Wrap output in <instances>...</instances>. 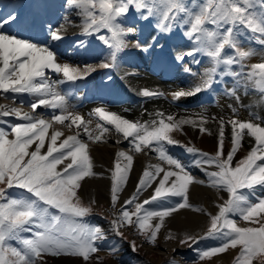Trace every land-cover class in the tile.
<instances>
[{
	"label": "snow or ice",
	"instance_id": "1",
	"mask_svg": "<svg viewBox=\"0 0 264 264\" xmlns=\"http://www.w3.org/2000/svg\"><path fill=\"white\" fill-rule=\"evenodd\" d=\"M65 8L80 17L81 35H95L109 50V62L98 67L116 68L120 54L130 45L142 51L161 47L156 36L147 47L138 40L128 39L138 32V26L127 19L134 9L139 20H155L154 26L162 34H169L176 27L182 29L193 46L176 55L177 63L190 57L192 63L199 64L197 55L209 60L210 66L200 74L199 82L187 90L172 92L173 101L211 91L215 84L230 77L235 86L226 89L227 96L240 102V89L246 94L251 90L264 104V0H65ZM15 20L16 16L11 14L0 19V95L15 102L16 95L27 94L34 99L20 103L28 104L33 113L44 106L60 109L64 114H54L51 121H46L20 108L0 105V118L12 116L22 121L9 124L8 129L0 127V264H48L49 257L62 256L88 264L106 235L102 227L87 220L94 211L95 200L85 203L79 191L85 178L98 174L93 171L89 145L82 142L79 132L60 139L63 133L52 131L49 135L48 130L52 122L70 121L67 127L75 125L83 129L89 140H101V135L89 129L92 121L68 112L66 94L57 91L59 85L85 80L96 67L60 63L47 44L2 31L4 25ZM72 23L66 14L58 27L49 26L47 39L62 41ZM253 44L259 45V49L252 47ZM78 45L82 47L84 42L78 41ZM253 56H259L260 61L246 64ZM234 66L239 70H234ZM184 71L197 75L188 66ZM49 72L61 78L50 80ZM138 94L144 98L163 95L147 88ZM229 108L232 118L218 120V140L213 154L181 145L171 135L182 130L183 125L198 128L201 133L209 132L204 127L208 118L203 114H198L197 119L175 120L172 115L157 112L156 118L139 122L104 107L92 110L90 115L122 134L130 150L140 153L148 149L169 165L167 169L145 166L134 191L117 209L134 161L124 151L115 153L110 170V204L115 212L109 221L115 235L122 237L121 228L133 227L146 242L155 244L166 218H171L173 213L185 208L204 212L189 203V192L192 185H205L218 194L226 193L227 198L219 197L223 203L215 205V214L205 213L209 221L202 235L185 233L179 243L192 248L201 240L215 239L220 241L218 246L197 249L199 260L231 250L234 255L230 264H264V118L249 111L250 119L240 120L236 118L237 109L231 104ZM229 125L231 147L225 150V129ZM96 130L103 133L111 129L97 123ZM245 137L251 138L250 147L235 160L237 153L244 150ZM169 145L185 147L194 157L191 167L199 168L207 180H197L188 166L172 157L167 150ZM149 188L151 194L141 200V193ZM10 190H20V194L14 195ZM235 216L245 226L238 225L232 218ZM165 239L177 237L169 230ZM132 248L136 250L135 242ZM111 251L114 253L116 249Z\"/></svg>",
	"mask_w": 264,
	"mask_h": 264
},
{
	"label": "bare ground",
	"instance_id": "2",
	"mask_svg": "<svg viewBox=\"0 0 264 264\" xmlns=\"http://www.w3.org/2000/svg\"><path fill=\"white\" fill-rule=\"evenodd\" d=\"M23 0H0V14L4 13L0 18H3L4 16H7L9 14H12L18 6L22 3ZM45 0H38L40 5L43 4ZM52 2L53 0H47V2ZM9 4L7 8L5 6ZM16 6V8H15ZM45 6V5H43ZM58 6V5H57ZM64 11L68 12L64 6ZM16 11L14 12V15L16 16ZM76 15L74 11H69L68 16L73 17ZM147 21H143L141 23V26L139 28V32L143 31L146 35V39L151 42V39L153 36H158L160 32H158L153 25L152 27H147L145 29H142L143 24H145ZM153 22V21H152ZM11 23L4 25L2 31H6L10 27ZM67 33V31H66ZM65 33V34H66ZM134 36L129 37L128 39H132ZM158 40V39H157ZM174 47L172 46L171 51L174 58H176V55L178 53H182L183 50H181V46H179L176 43V39H173ZM157 43L161 47H154L152 50L149 49L147 51H142L139 48L132 47L131 45L120 54L118 58V66L116 67V71L119 75V78L126 84L128 88L136 90V93H139V91L143 88H147L153 91H159L161 93L171 94L172 92H175V87L181 86V90H187L190 88L193 84L198 83L200 80V74L204 71L205 68L209 67V61L207 66H204L203 68H199L197 71L200 73L196 76L191 75L190 73H177L176 75L173 74V69L176 66V62H169L167 58L164 57L165 49L168 50L169 44L167 41H157ZM187 47H192V44L187 43ZM145 46V45H143ZM148 46V45H147ZM145 46V47H147ZM95 49V48H94ZM98 51L97 49L95 52ZM126 51L130 52L129 56L126 54ZM155 56L157 55V61L153 66H151V70H154L157 64H160L162 68L164 67L165 63H169L168 71L170 70V73L165 74L162 76V73L160 71H156V76L152 75L151 73H148L146 71V66H144V63L141 59H136L135 56H133L135 53H147ZM81 60L80 61H68L67 59H61L60 63H69L74 66H80L83 67L85 64H82L84 61L87 60V57L89 56L87 54V51L84 53H81ZM162 55V56H160ZM189 59L190 57H185ZM257 57L255 58V60ZM129 64L131 69L126 67V65ZM90 65V64H88ZM192 65V63H191ZM128 66V65H127ZM195 67V66H194ZM104 69L103 67H96V70L93 71L85 80H81L80 83L82 87H85L89 84V77H100L101 75L106 74L104 71H101ZM144 69V70H142ZM172 71V72H171ZM112 75V73H111ZM110 76V75H109ZM105 77L102 82H106L108 77ZM165 78L164 80H167L165 82H161L160 78ZM61 77L57 76L56 74H53L49 72V79L50 80H56L60 79ZM132 78V79H131ZM219 80V77H218ZM96 81V80H95ZM95 81L93 84H95ZM93 84L91 83V91H93ZM113 84V83H112ZM111 84V85H112ZM218 84V83H217ZM215 84L213 86L214 89H217L216 96L218 97L216 100V104L214 103L212 105L203 104L195 107V106H187L184 108L183 106L185 104H192V101H194L198 95L193 97H187V98H180L178 100L179 104L175 105L172 103H169L165 97L158 96L154 98H143V102L140 104H137L136 106L129 105V95L124 96L121 93L118 95V97H115V92L108 93V91L113 90V86H105L100 88V93H96V95L93 98H96L97 100L95 103L91 104L88 101L85 103L84 106H80L79 102L74 100H70V97L73 93V86L74 84L71 83H65L63 85L57 86V91L62 92L63 89H67L68 93L66 94V100H67V108L68 112H71L72 114H79L81 115L85 120H91V124H89V129L94 131V134L101 135V140L98 142H93L92 140L88 139V136L84 133L82 128H77L75 125H73L71 128L67 127L66 125L70 123V121H66L65 124H59L52 122L51 127L49 128L48 132L49 135L52 131H59L63 133V136L60 139H63L64 137L68 135H73L79 132L80 139L82 142H85L89 145L90 149V156L93 161V171L97 173L98 175L93 177H87L85 178L81 183L83 185L82 189L79 191V195L84 201H92L95 200V205L99 206L100 204L104 203L107 206H110V187H111V169L113 168V164L115 161V153L117 151H124L129 155L133 156V167L130 170V179L127 181V183L123 186L120 200L117 205H120L123 203L125 199H127L131 193L134 191L135 184L138 180V177L142 173V170L147 165H159L162 168L167 169L169 165L165 162H163L162 165L158 164L155 160L150 159V150L143 149L140 153H135L134 151L130 150V145L128 141L124 140L122 134H117L110 125H106V122L100 121L98 117L90 115L92 113V110L96 107H104L106 110L118 114L119 116L126 118L130 121H139V122H146L150 121L151 119L156 118L157 112H162L166 116L172 115L175 120H180L181 118H192L197 119L198 114H203L208 118V122L204 125L205 128L209 130V132L201 133L198 128H193L190 125H183L182 130L180 131H174L171 133L173 138L180 142L181 145L186 146H194L195 148L201 150L202 152L207 153H214L216 146H217V140H218V130H219V123L218 120L220 117H223L225 120H229L232 118L233 113L231 112V108H229V105L231 104L233 107L237 109L236 112V118L240 120H245L242 118L241 112L242 107H239V103L241 105L248 103H252L254 101H259V96L252 95L248 96L246 93H242L239 91L240 96V102H237L234 98L228 97L223 94L224 89L227 88V86H223L222 88L218 87V85ZM232 83H230L231 85ZM118 85V84H117ZM71 87V89L69 88ZM215 93H212L211 95H214ZM14 95V94H13ZM171 96V95H170ZM115 98L118 99L117 102ZM34 99V97L28 96L27 94L24 95H16L15 102L20 103L21 100L30 101ZM120 101V102H119ZM0 105H7L9 107L13 108H20L23 112H29L32 115H35L36 112H32L31 108L23 107L22 105L19 106H12L10 104L9 100L7 102H0ZM123 106L121 108L120 106ZM193 105V104H192ZM253 107L255 109H260V103L253 104ZM140 108H145V111L143 113H140ZM137 109H139L137 111ZM37 110L42 111L44 114H49V116L52 118L54 114H64L61 113L60 109H52L50 107H44L40 106ZM36 110V111H37ZM224 111V113H223ZM229 114H226V113ZM133 113H138V116H135L133 119L131 118V115ZM224 115V116H223ZM213 117L216 119L214 120ZM36 119H42L40 117H35ZM3 120L5 123L4 126H8L10 122L12 121H18L15 117L9 116L4 117ZM51 121V119L46 120ZM99 122H102L103 125H106L109 129H113L107 132L101 133L100 131L96 130V124ZM22 122V121H19ZM10 138V137H9ZM88 139V141L86 140ZM231 139V126L229 125L225 129V142L224 147L225 150L231 147V144H228V141ZM47 140V137H46ZM250 140L251 138L245 137L243 142L246 143V145L250 146ZM116 141H119V143H116ZM59 143V140L58 142ZM254 143V141H252ZM129 145V146H128ZM124 147V148H122ZM168 153H171V155L179 156L178 159L182 160V163L188 166V170L191 172V174L195 175L194 177L197 180H207V177L205 174L199 169L195 167H191V162L193 160V155L188 153L185 149V147H182L180 145H169ZM46 151V148L44 149ZM244 151H239L237 155L234 157V159L238 158V156H243ZM157 157L158 155L155 154ZM159 158V157H158ZM124 162L121 161V164ZM213 168H208V171H213ZM152 189L149 188L148 190L144 191L140 195V199L143 200L147 198L151 194ZM221 193H216L214 189H211L205 185H192L190 186V192H189V203L194 205L195 207H198L200 209H203L204 212H196L191 209L185 208L180 209L177 212L173 213L171 218H166L165 225L160 230L159 234L162 237H165L169 230L177 237V239L183 234H198L201 231L204 230V227L206 225L208 216L205 215V213H215L217 211L215 205L220 204L219 202V195ZM225 194V193H223ZM173 200H178L179 198H172ZM156 206V205H155ZM164 206H170V205H164ZM157 207V206H156ZM100 227L103 228L106 239L102 242H100V245L105 244L108 242L113 236L111 235V232H107L108 229L104 227L102 224H98ZM105 226H107L105 224ZM111 245V244H110ZM234 254L233 251H229L227 253L221 254L219 257H217L218 260L227 259L230 256ZM48 264H82L81 261L71 259V258H48Z\"/></svg>",
	"mask_w": 264,
	"mask_h": 264
},
{
	"label": "rangeland",
	"instance_id": "3",
	"mask_svg": "<svg viewBox=\"0 0 264 264\" xmlns=\"http://www.w3.org/2000/svg\"><path fill=\"white\" fill-rule=\"evenodd\" d=\"M68 29H69V27H68ZM173 31H175L176 35L183 34V31L180 27L174 28ZM101 34H105V33H101ZM245 47H247L246 44H245ZM200 56L206 57L203 55H200ZM258 62H259V59H258ZM246 64H249V65L251 64L250 59L246 61ZM234 70H235V66H234ZM245 70H247V69H245ZM1 98L2 99H0V101L6 100V98H4V97H1ZM1 121H2V119H0V127H1ZM13 123H18V122H13ZM248 148H244L245 151H247ZM240 158L241 157H239L238 159H235V160H239ZM10 191L14 195L20 194V190H10ZM221 196H223L225 199L227 198L226 193H225V195H221ZM220 203H223V200L220 199ZM146 207L155 208L154 205H147ZM116 208L118 209L117 206H116ZM196 208H198V207H196ZM96 212L98 213V215L91 217V219L93 221L95 219L98 222L105 223L103 219L108 220V219H111V217L107 218V217H105L104 214L111 216L115 212V209H113L111 206H108L105 208L102 206L101 208L96 210ZM99 212L103 213V214H100ZM92 215H93V213L89 216H92ZM232 218L237 221L238 225L245 226V222L240 220V218L238 216H235ZM96 221H94V222H96ZM207 227H208V223L206 222V225L204 228L205 231H206ZM123 228H125L126 230L132 229L133 232L136 233L135 235H139L137 230L133 227L132 228L131 227H123ZM138 237H140L141 239L142 238L145 239V237L142 235H140ZM182 237H183V234L178 239L166 240L165 238L161 237L160 234H158V238H157L155 244H150L147 242L146 245H142L143 246L142 249H144V250L147 247L146 253H143L142 251H140L139 247L136 248L135 251H133L131 243H130L131 245L126 244L125 248H122V246H120V243H121V245L123 244L121 237L114 236V238L116 240L113 241L110 248H107L105 246H98L100 250L97 253L92 254V257H91L90 261L88 262V264H161V262L168 261V259L171 260L169 262L170 264H229L231 261V258L234 255L233 254L229 258L219 260V261H217L215 259V257H213L210 260L207 259V261L206 260L202 261V260H199L198 258L193 259L192 255H197V252L196 251L190 252L191 248L187 247L186 245H181L179 243V239ZM125 238L129 239L128 236H125ZM126 239H124V240L126 241ZM219 243H220V241H218V240L207 239V240H201L199 244L194 245L193 247H197L198 249H209L211 247L218 246ZM113 248L116 249V251L114 253L111 251V249H113ZM180 253L185 254L184 257H186V260H181V263L175 262L174 259H176L175 258L176 254H180ZM115 255H117V256H115ZM52 258H60V257H52ZM62 258H69V257H62ZM254 264H256V262H254Z\"/></svg>",
	"mask_w": 264,
	"mask_h": 264
}]
</instances>
